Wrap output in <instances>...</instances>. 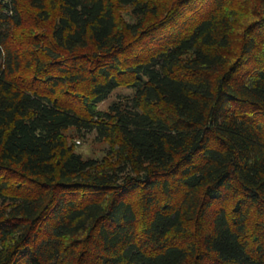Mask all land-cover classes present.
<instances>
[{"label": "trees", "instance_id": "trees-1", "mask_svg": "<svg viewBox=\"0 0 264 264\" xmlns=\"http://www.w3.org/2000/svg\"><path fill=\"white\" fill-rule=\"evenodd\" d=\"M0 264H264V0H0Z\"/></svg>", "mask_w": 264, "mask_h": 264}, {"label": "rangeland", "instance_id": "rangeland-1", "mask_svg": "<svg viewBox=\"0 0 264 264\" xmlns=\"http://www.w3.org/2000/svg\"><path fill=\"white\" fill-rule=\"evenodd\" d=\"M131 93L132 91L129 88L119 87L101 104V107H107L113 100ZM72 134L74 135L73 140L76 142L78 151L84 157H102L106 152L107 144L96 140L94 132H88L84 137H79L75 132H72Z\"/></svg>", "mask_w": 264, "mask_h": 264}]
</instances>
